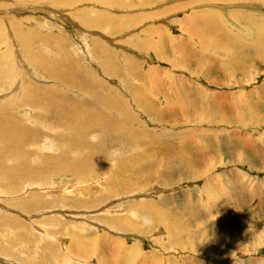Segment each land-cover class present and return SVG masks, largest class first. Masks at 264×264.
Masks as SVG:
<instances>
[{"label":"rangeland","instance_id":"374dc122","mask_svg":"<svg viewBox=\"0 0 264 264\" xmlns=\"http://www.w3.org/2000/svg\"><path fill=\"white\" fill-rule=\"evenodd\" d=\"M112 1L0 0V105L6 101L1 113L17 115L23 110L17 116L26 119L42 109L11 106L24 85L39 87L40 82L44 84L37 93L30 88L32 94L61 91L83 98L84 107H95V98L71 84L81 72L87 81L92 79L100 96L112 98L116 93L131 104L135 119H127V124L138 130L126 135L122 146L110 149L107 142L88 137L93 148L98 145L93 159L85 160L88 151L77 148L59 170L40 167L34 156L26 155L40 174L19 179L15 191L0 184V209L11 210H0V219L42 218L40 228L55 232L62 247L73 237L71 255L77 250L88 261L76 264H264V0ZM36 59L55 74L59 71L63 84L47 78ZM76 68L79 72L72 74ZM139 105L152 108L144 112ZM161 113L165 120L155 119ZM50 148L44 152L51 154ZM149 151L154 163L158 159L151 179L120 177L128 175L118 173V156ZM60 178L68 184L58 186L55 181ZM120 182L129 183L121 187ZM32 192L39 195V203ZM0 228L8 235L15 233L5 222ZM1 253L9 264L34 261ZM53 255L58 256L56 251L48 256ZM0 259L7 263L3 255ZM47 262L53 264L48 257Z\"/></svg>","mask_w":264,"mask_h":264},{"label":"bare ground","instance_id":"6f19581e","mask_svg":"<svg viewBox=\"0 0 264 264\" xmlns=\"http://www.w3.org/2000/svg\"><path fill=\"white\" fill-rule=\"evenodd\" d=\"M51 1V3L53 4H58L57 0H49ZM110 3L113 4L112 0ZM106 2V1H105ZM108 2V1H107ZM115 2V1H114ZM50 3V4H51ZM74 2H69V4H72ZM109 3V2H108ZM106 4V3H105ZM134 4V3H133ZM116 5V4H115ZM122 5V4H121ZM120 5V6H121ZM137 5V3L135 4V6ZM146 5V4H145ZM126 5H123V7ZM133 6V5H132ZM143 6V4H142ZM50 6H48V10ZM41 8V7H39ZM182 8V7H181ZM47 10V11H48ZM50 11V10H49ZM124 12V11H123ZM205 13V12H204ZM200 14V13H199ZM198 14V15H199ZM197 15V13H196ZM202 15V14H201ZM214 15V14H213ZM207 16V15H206ZM75 17V16H74ZM212 17V15H211ZM205 18V16H204ZM203 18V19H204ZM199 19V18H198ZM208 19V18H207ZM211 20V19H210ZM143 21V20H142ZM213 22H215V19L212 18ZM253 21V20H252ZM78 22V21H77ZM83 22V20H82ZM207 22V20L205 21ZM209 22V21H208ZM220 22V21H219ZM99 23V22H98ZM94 24V23H93ZM204 24V23H201ZM208 23H206V27L205 29H207ZM121 25V24H119ZM213 26V25H212ZM221 26V25H220ZM124 27V26H123ZM199 27V26H198ZM121 28V27H120ZM194 28V27H192ZM196 28V27H195ZM216 29V27H215ZM220 29V28H219ZM116 30V29H115ZM200 30V29H199ZM221 30V29H220ZM121 31V29L119 30ZM188 31V30H187ZM197 31V30H196ZM204 31V30H203ZM202 31V33H203ZM2 33V32H1ZM22 33V32H21ZM200 33V32H198ZM202 33H200V35H202ZM41 34V33H40ZM4 35V34H3ZM16 35V34H14ZM13 35V36H14ZM5 36V35H4ZM24 36V35H23ZM31 37V35H29ZM33 36V35H32ZM36 36V35H34ZM44 36V35H43ZM2 37V36H1ZM30 37L28 38L25 36L24 39L26 40H31ZM232 37V36H231ZM242 37V36H240ZM18 38V36H17ZM20 38V37H19ZM37 39V37H36ZM48 39V38H47ZM50 39V38H49ZM221 39V38H220ZM219 39V40H220ZM233 38H231L232 40ZM243 39V38H242ZM22 41V42H26ZM28 40V43L26 44H31ZM33 40V38H32ZM45 40V39H44ZM181 40V39H180ZM229 40V39H228ZM13 41V40H12ZM40 41V40H39ZM238 41V40H237ZM241 41V40H240ZM243 41V40H242ZM19 42V41H18ZM17 42V43H18ZM46 42V41H45ZM55 42V41H54ZM145 42V41H144ZM247 42V41H246ZM16 43V40H15ZM16 43V45H17ZM99 43V42H96ZM231 43V42H230ZM243 43H245L243 41ZM253 43V42H251ZM261 44V42H259ZM23 44V43H21ZM45 44V43H44ZM55 44V43H54ZM101 44V43H100ZM237 44V43H236ZM248 44V43H247ZM20 45V44H19ZM18 45V46H19ZM26 45V46H28ZM87 45V44H86ZM98 44H95V47ZM227 45V43H226ZM225 45V46H226ZM234 45V44H233ZM242 47V44H239ZM259 45V44H258ZM257 45V46H258ZM262 45V44H261ZM25 46V45H24ZM31 46V45H30ZM102 46V45H101ZM224 46V47H225ZM238 46V45H237ZM246 46V45H245ZM23 47V45H22ZM21 47V48H22ZM49 47V46H48ZM230 47V45L228 46V48ZM233 47V46H232ZM231 47V48H232ZM239 46V50L241 48ZM249 47V44L248 46ZM253 47V45H252ZM15 48V47H14ZM19 49V47H17ZM16 48V49H17ZM105 48V47H104ZM227 48V47H226ZM235 48V47H234ZM244 48V47H243ZM255 48V47H254ZM253 48V49H254ZM108 49V48H107ZM238 49V48H237ZM12 50V49H11ZM14 50V49H13ZM20 50V49H19ZM23 50V49H22ZM97 50V48H96ZM95 50V51H96ZM227 50H230L227 49ZM24 51V50H23ZM100 50H97V53ZM106 51V50H105ZM235 51V49H233V52ZM257 51V50H253ZM12 52V51H11ZM10 52V53H11ZM51 52V51H50ZM109 52V51H108ZM238 52V51H237ZM235 52V53H237ZM259 52V51H258ZM257 52V54L255 53V55H258L259 53ZM14 53V52H13ZM20 53V52H19ZM105 53V52H104ZM190 53V52H189ZM89 54V53H88ZM108 54V53H107ZM26 55V54H25ZM37 55V54H35ZM56 55V54H55ZM234 55V54H233ZM246 55V54H244ZM254 55V54H253ZM261 55V54H260ZM259 55V56H260ZM3 56V55H2ZM20 56V55H19ZM17 56V57H19ZM90 56V55H89ZM92 56V55H91ZM95 56V54H94ZM98 56V55H97ZM128 56V55H127ZM126 56V57H127ZM239 56V54H238ZM241 56V55H240ZM12 57V56H11ZM34 57V55H33ZM124 55V58H126ZM236 58V56H234ZM41 58V57H40ZM44 58V57H43ZM75 58V57H74ZM130 58V57H129ZM127 58V59H129ZM233 58V56L231 57ZM255 58V57H253ZM259 57H256V61ZM20 59V58H19ZM25 59V57H24ZM23 59V60H24ZM33 59V58H32ZM48 59V58H47ZM78 59V58H77ZM14 60V59H13ZM37 60V59H36ZM44 60V59H43ZM72 60V59H70ZM123 60V58H122ZM131 60V59H130ZM238 59H236L237 61ZM241 60V59H240ZM17 61V60H16ZM22 61V60H21ZM34 61V60H33ZM64 61V60H63ZM91 61V60H90ZM100 61V60H99ZM233 64L235 63V60H233ZM12 63V61H10ZM15 62V61H14ZM19 62V60H18ZM38 63H41V59L37 60ZM44 62V61H42ZM66 62V61H64ZM69 62V61H67ZM126 62V61H125ZM245 62V61H244ZM258 62V61H257ZM255 62V64L257 63ZM27 63V62H26ZM37 63V64H38ZM46 63V62H45ZM48 63V62H47ZM61 63V62H60ZM124 63V62H123ZM127 63V62H126ZM133 62L131 61V65L130 67L133 65ZM243 63V61H242ZM14 64V63H13ZM33 64V63H32ZM36 64V63H35ZM55 64V63H54ZM68 64V63H67ZM67 64L64 63V65L67 66ZM128 64V63H127ZM245 64V63H244ZM243 64V66H244ZM23 65V63H22ZM49 65V64H47ZM79 65V64H78ZM107 65V64H106ZM126 65V64H125ZM236 64H234L235 67ZM15 66V65H14ZM24 66V65H23ZM27 66V64H26ZM34 66V65H33ZM80 66V65H79ZM91 66V65H90ZM105 66V65H104ZM128 66V65H127ZM242 66V67H243ZM12 67V65H11ZM38 67V65H37ZM41 70L43 69L44 71L42 73H46L47 74V78H52L55 79L54 81H57L61 83L62 80V76L61 73L56 72L57 74H55V71L53 68L47 67L45 64L41 63L40 64ZM39 67V68H40ZM55 67V66H54ZM58 66L56 65V68ZM15 68V67H14ZM12 68V69H14ZM17 68V67H16ZM26 68V67H25ZM67 68V67H65ZM74 68V67H73ZM103 68V67H102ZM11 69V68H10ZM11 69V70H12ZM19 69V68H18ZM31 69V67H30ZM28 69V72L29 70ZM59 69L61 70V67H59ZM64 69V68H63ZM101 69V67H100ZM109 69V67H108ZM39 70V69H38ZM77 70L79 72V69H74V72H72V70L70 71V74L72 72L73 73H77ZM124 70V69H123ZM137 72V69H134ZM2 71V70H1ZM14 70H12L13 72ZM97 71V70H96ZM16 72V69H15ZM41 72V71H40ZM66 72V71H65ZM85 72V71H84ZM17 73V72H16ZM19 73V72H18ZM30 73V72H29ZM34 73L33 72V76L34 77ZM64 72H62L63 74ZM88 74V71L86 72ZM103 73V71H102ZM133 73V71H132ZM2 74V73H1ZM0 74V75H1ZM13 74V73H12ZM31 74V73H30ZM39 74V72H38ZM68 75V72L66 73ZM71 74V75H72ZM98 74V73H97ZM5 75V74H4ZM36 75H37V70H36ZM65 74H63L64 76ZM66 75V76H67ZM82 75V76H81ZM105 75V74H104ZM14 76V75H13ZM21 76H23L21 74ZM26 76V75H24ZM45 76V75H44ZM61 76V77H60ZM95 76V75H94ZM97 76V75H96ZM17 77V76H15ZM20 77V76H19ZM28 77V76H27ZM38 77V75H37ZM42 77V76H41ZM70 77V75L68 76ZM114 77V76H113ZM136 77H139L138 75ZM21 78V77H20ZM31 77L29 76V79ZM79 78V79H78ZM78 78L75 81H72V85L74 87L75 84H77L75 87H78L80 89H76L79 90V92H82L84 94H87L93 98H95V107H84L83 104H86V101H83L80 97L79 99H74V96L71 95L69 96L68 93L65 94L61 91H58L59 93H54V94H49L47 96V93H43L46 95H42V96H38V95H34L32 94V86L35 88V90H33V93L36 91V88L41 87L43 84L38 85L39 87H36V85H32L29 84L28 87H26L27 85H24L22 87V91L20 92L21 97L16 100L17 102L13 105H11V103H8L17 108L19 110V108L26 106V105H31V106H35V105H40V107L42 106V109H39L36 113L34 112L31 113L32 116H29L27 113L26 119L24 118H19L17 115L19 113H21L22 111H19L17 115H10V114H5L0 112V184H7L8 185V189L10 191H15L16 187H19V182L18 180L22 179L21 182H23L27 177H29L30 175L37 173L40 174L39 171V167H32L34 166L31 162H30V158L25 157L26 155L28 156H34L35 159V163L39 165L40 167L45 166V167H53V170H59L61 167H65V159L68 157L69 154L74 153L77 148L83 149V150H87L88 153L85 157V160H92L93 156L92 153L93 151H95L98 148V145H96L95 148L92 147L93 144L89 143L87 140H89L88 137L93 136L95 139H99L101 141H105L108 143V148H115L117 147V145H123L124 144V140L123 138L126 135H133L135 134L138 130L132 128L131 126H129L127 124V122L129 120H133L135 119V117L133 116V114H131V110H130V106L126 103H124L121 98L116 95V93H114V97L110 98L109 97H104V96H100L99 92L96 91V85L93 84L92 79L91 81H87V77L84 76L83 73L79 72L78 73ZM90 78V77H89ZM5 79V78H4ZM12 79V78H11ZM24 79H26L24 77ZM28 79V78H27ZM37 79V78H36ZM6 80V79H5ZM15 80V78H14ZM34 80V79H33ZM43 80V79H42ZM78 80V82H77ZM94 80V79H93ZM21 81V79H20ZM96 81V80H95ZM101 81V80H100ZM23 82V81H21ZM27 84V81H25ZM24 82V84H25ZM30 82V81H29ZM124 82V81H123ZM7 83V82H6ZM20 83V82H18ZM65 83V82H64ZM96 83V82H95ZM101 83V82H99ZM104 83V82H103ZM9 84V83H8ZM15 84V83H14ZM39 84V83H38ZM48 84V83H47ZM46 84V85H47ZM55 84L54 82L52 83V85ZM63 84V82L61 83ZM4 85V84H3ZM65 85V84H64ZM67 85V84H66ZM102 85V84H101ZM13 86V85H12ZM17 86V85H16ZM56 86V85H55ZM124 86V85H123ZM50 87V86H49ZM64 87V86H63ZM126 87V86H125ZM8 88V87H7ZM21 88V87H20ZM32 90H31V89ZM56 88V87H54ZM59 88V87H57ZM56 88V89H57ZM66 88V87H64ZM108 88V87H107ZM10 89V88H9ZM41 89V88H40ZM45 89V88H44ZM43 89V90H44ZM60 89V88H59ZM111 89V88H110ZM132 89V88H131ZM42 90V89H41ZM46 90V89H45ZM48 90V89H47ZM46 90V91H47ZM52 90V89H51ZM126 90V89H125ZM124 90V92H125ZM19 91V90H18ZM54 91V90H53ZM63 91V90H62ZM108 91V90H106ZM110 91V90H109ZM108 91V93H109ZM128 91V90H127ZM135 91V90H134ZM6 92V91H5ZM31 92V93H30ZM40 92V91H39ZM77 92V91H76ZM102 92V91H100ZM113 92V91H112ZM9 95L11 92H8ZM18 93V92H16ZM37 93V92H35ZM42 93V92H41ZM50 93V92H48ZM75 93V92H74ZM131 93H135V92H131ZM130 93V94H131ZM58 94H60L58 96ZM2 95V94H1ZM0 95V96H1ZM4 95V94H3ZM6 95V94H5ZM4 95V96H5ZM6 97V99L8 98V96ZM133 96H135L134 94H132ZM160 95V94H159ZM13 96V94H12ZM18 96V95H16ZM73 96V97H72ZM83 96V95H82ZM106 96V95H105ZM162 96V95H161ZM136 97V96H135ZM139 98V96H137ZM11 98V97H10ZM76 98V97H75ZM2 99V98H1ZM15 100V99H14ZM14 100L10 101V102H14ZM92 100V99H91ZM136 100V99H135ZM134 100V101H135ZM133 101V99H132ZM138 101V100H136ZM136 101L134 103H136ZM6 101H3V103L0 105V109L1 107H4L3 105L6 104ZM141 102V101H140ZM139 103V102H138ZM21 104H23V106H21ZM25 104V105H24ZM124 104V105H123ZM126 104V105H125ZM171 104V103H170ZM174 104V103H173ZM10 105L8 107H10ZM92 105V104H90ZM131 105V104H130ZM142 105V104H140ZM140 109L143 110L144 112L151 110L150 108H152V106H146V107H142L140 106ZM151 105V104H150ZM6 106V105H5ZM12 107V108H13ZM149 107V108H148ZM7 108V107H6ZM32 108V107H31ZM96 108V109H94ZM10 109V108H9ZM26 109V108H25ZM24 109V110H25ZM165 109V108H164ZM8 110V109H6ZM28 110V109H26ZM31 110V109H30ZM35 110V109H34ZM37 110V109H36ZM1 111V110H0ZM28 112V111H27ZM32 112V110H31ZM165 112V111H164ZM8 113H11L8 111ZM15 113V112H14ZM30 113V112H28ZM22 114V113H21ZM25 113H23L24 116ZM162 115L159 118H155L158 119L159 121H163L165 120V116L163 113H161ZM21 117V116H20ZM25 117V116H24ZM40 119V120H39ZM51 119H54L53 122L51 123ZM128 119V121H127ZM148 120V119H147ZM28 121H32L35 124H32L34 126L29 125ZM200 122V121H199ZM39 124H41V128L39 126ZM61 127V128H60ZM44 129V131L42 130ZM64 129V130H63ZM215 129V128H214ZM63 130V132H62ZM50 132H54L55 135H50ZM201 132V131H199ZM198 132V133H199ZM99 133H103V136L98 135ZM48 137H52L56 143H52L51 140H48ZM147 137V136H146ZM160 137V135H159ZM208 137V136H207ZM43 138V141H40ZM62 140V141H61ZM137 143H141V141L139 139H134ZM154 142V141H153ZM148 145V144H147ZM131 146H135L137 147L136 144H131ZM151 145H149L150 147ZM153 146V145H152ZM171 145H169L170 147ZM49 147H53L50 148L52 149L51 154H48L46 152H44L45 148H49ZM167 146V148H169ZM27 149V152L25 153V150ZM160 148V147H159ZM166 149V146L165 148ZM162 149V151L164 150ZM170 150V149H168ZM167 150V151H168ZM152 152H148V153H139L137 155H133V156H129V157H122L121 155L118 156V162H119V168H118V173L119 174H125L128 176H120V177H126L129 180L138 181V179H151L152 176H154V174H156V168L157 166L155 165V163L157 164V160L154 163L153 160L150 159ZM197 153H199L197 151ZM111 154L113 156H116L117 153H113L111 152ZM154 154V153H153ZM175 154V153H174ZM180 154V153H178ZM130 155V154H129ZM158 155V154H157ZM166 155V154H165ZM153 156V155H152ZM151 156V157H152ZM155 156V155H154ZM167 156V155H166ZM155 158V157H154ZM156 159V158H155ZM192 162V161H191ZM181 164V163H180ZM159 167V166H158ZM167 169V168H166ZM127 171V172H126ZM126 172V173H125ZM163 172V171H162ZM132 178V179H131ZM156 178V176L154 177ZM153 178V179H154ZM141 181V180H139ZM142 182V181H141ZM148 182V181H147ZM16 183V184H15ZM55 183L58 184V186L60 185H65L68 184L67 180L64 178H60V179H56ZM121 183V187H124L127 185V183L129 182H120ZM145 183V182H144ZM71 184V183H70ZM136 184V183H135ZM138 184V183H137ZM142 184V183H141ZM140 185V184H139ZM71 186V185H69ZM28 187V186H27ZM31 195L33 197H38L39 195L36 192H32ZM103 198V197H102ZM39 197L37 198V203H39ZM103 200V199H102ZM101 200V202H102ZM140 204V203H139ZM152 204V203H151ZM153 205V204H152ZM0 206H3L2 203H0ZM15 206V203H14ZM140 206V205H138ZM137 207V206H136ZM149 208V207H148ZM152 208V207H150ZM25 209V207H24ZM140 209V208H139ZM145 209V208H143ZM147 209V208H146ZM154 209V208H153ZM2 211H6L10 209H0ZM148 210V209H147ZM147 210L145 211L147 213ZM149 211V210H148ZM150 212V211H149ZM161 214V213H160ZM30 216V214H27ZM32 215H34L32 213ZM38 215V214H37ZM154 217V216H153ZM158 218V217H157ZM160 218V217H159ZM20 219L19 217H10V218H6V219H0V225L5 222L8 224L9 227H11V229H13L15 231V233L12 231L11 235H8L3 231V229L0 228V252L3 253H8L11 255H18V256H23L25 258H29L34 260L32 262V264H48L47 262V257L52 261L53 264H60V262L62 261V263L64 264H76V261H82V262H88L87 260H85L82 256H80V254L77 252V250H74V257L71 255V252H73V248H74V242H73V237L70 240L69 244L66 246V248L62 247L61 243H59L57 241V239L55 238L56 234L55 232L51 231V229H41L40 227H43L44 222H42V218L37 219V220H29V221L25 222V221H20L18 220ZM14 220V222L12 223L11 221ZM52 220H57L56 218L52 217ZM51 221V219H50ZM154 221V220H153ZM157 221V220H156ZM170 221V220H169ZM61 222V220H60ZM41 223V225H40ZM54 222H50L49 224H52ZM34 225V229L36 230V228L38 227L39 230L35 231L32 226ZM76 225V224H75ZM125 225V224H124ZM126 226V225H125ZM139 226V225H134ZM88 228V227H87ZM140 228V226L138 227ZM170 228V227H169ZM86 229V228H85ZM24 230V231H23ZM88 230V229H87ZM171 230V231H170ZM78 231V230H77ZM170 232H172V229H169ZM25 232V233H24ZM38 234H35V233ZM84 232V231H83ZM82 232V233H83ZM73 235H75V233H73ZM91 235V234H90ZM90 235L88 237H90ZM14 236V237H11ZM13 238V239H10ZM60 238V237H58ZM76 238V237H74ZM83 238V236H82ZM1 239L6 242L5 244L3 241H1ZM17 239V240H14ZM53 239L56 240V242H53ZM61 239V238H60ZM91 240V238H90ZM95 240V239H94ZM98 240V239H97ZM37 241V243H36ZM89 241V240H88ZM62 242V241H60ZM96 242V241H95ZM94 244V243H93ZM97 244V243H96ZM116 244H118L116 242ZM95 245V244H94ZM115 245V244H114ZM32 246V247H30ZM53 246V247H51ZM92 246V245H91ZM97 247V246H96ZM96 247H93L94 249ZM88 249V248H87ZM92 249V248H91ZM97 249V248H96ZM95 249V250H96ZM46 251V252H44ZM56 251L58 256L53 255L52 258H50L48 255H52V253ZM33 252V253H31ZM91 254V253H90ZM3 255V263L9 264L7 261V255L6 254H0ZM6 257V258H5ZM9 257V256H8ZM10 258V257H9ZM15 259V257H14ZM13 259V260H14ZM19 259V258H18ZM17 259V260H18ZM2 260V259H0ZM117 260V259H116ZM59 261V262H58ZM20 262V261H19ZM24 262V261H23ZM1 264V263H0ZM14 264V263H13ZM23 264V263H22ZM28 264V263H27ZM142 264V263H141Z\"/></svg>","mask_w":264,"mask_h":264},{"label":"clouds","instance_id":"9594fccd","mask_svg":"<svg viewBox=\"0 0 264 264\" xmlns=\"http://www.w3.org/2000/svg\"><path fill=\"white\" fill-rule=\"evenodd\" d=\"M145 222L148 223L149 221L147 220V218H145Z\"/></svg>","mask_w":264,"mask_h":264}]
</instances>
